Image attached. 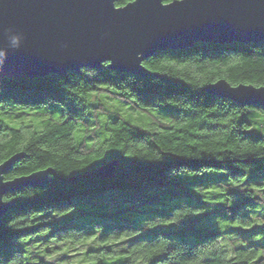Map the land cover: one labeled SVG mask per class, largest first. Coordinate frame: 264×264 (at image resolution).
I'll use <instances>...</instances> for the list:
<instances>
[{
  "label": "trees",
  "instance_id": "1",
  "mask_svg": "<svg viewBox=\"0 0 264 264\" xmlns=\"http://www.w3.org/2000/svg\"><path fill=\"white\" fill-rule=\"evenodd\" d=\"M107 64L0 78V163L20 154L4 178L53 170L4 195L0 264H264V108L204 89L264 85V41L158 50L154 75Z\"/></svg>",
  "mask_w": 264,
  "mask_h": 264
},
{
  "label": "water",
  "instance_id": "2",
  "mask_svg": "<svg viewBox=\"0 0 264 264\" xmlns=\"http://www.w3.org/2000/svg\"><path fill=\"white\" fill-rule=\"evenodd\" d=\"M0 0V78L65 74L104 63L118 72L154 75L142 61L158 50L196 42L264 41V0ZM207 92L241 105L264 108V85H231L225 79L207 84ZM20 158L0 163V218L12 205L8 192L42 187L52 168L5 179ZM115 160L95 169L112 176Z\"/></svg>",
  "mask_w": 264,
  "mask_h": 264
},
{
  "label": "rangeland",
  "instance_id": "3",
  "mask_svg": "<svg viewBox=\"0 0 264 264\" xmlns=\"http://www.w3.org/2000/svg\"><path fill=\"white\" fill-rule=\"evenodd\" d=\"M111 105L119 107L120 114L128 121L132 123H138L142 127H152V122H156L160 118L155 110H147L144 113L134 111L128 107L126 104H121L118 100H110ZM112 110L111 118H114L117 114V108ZM106 118V117H105Z\"/></svg>",
  "mask_w": 264,
  "mask_h": 264
},
{
  "label": "snow or ice",
  "instance_id": "4",
  "mask_svg": "<svg viewBox=\"0 0 264 264\" xmlns=\"http://www.w3.org/2000/svg\"><path fill=\"white\" fill-rule=\"evenodd\" d=\"M169 2H170V0H169Z\"/></svg>",
  "mask_w": 264,
  "mask_h": 264
}]
</instances>
